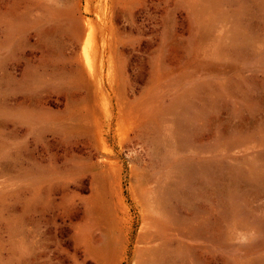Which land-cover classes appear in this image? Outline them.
<instances>
[{"label":"rangeland","instance_id":"rangeland-1","mask_svg":"<svg viewBox=\"0 0 264 264\" xmlns=\"http://www.w3.org/2000/svg\"><path fill=\"white\" fill-rule=\"evenodd\" d=\"M0 264H264V0H0Z\"/></svg>","mask_w":264,"mask_h":264}]
</instances>
